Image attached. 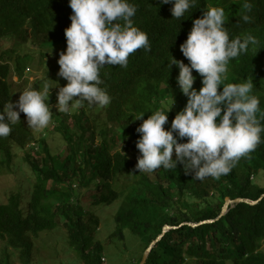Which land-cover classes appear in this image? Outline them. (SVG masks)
Masks as SVG:
<instances>
[{
  "label": "trees",
  "instance_id": "obj_1",
  "mask_svg": "<svg viewBox=\"0 0 264 264\" xmlns=\"http://www.w3.org/2000/svg\"><path fill=\"white\" fill-rule=\"evenodd\" d=\"M243 2L196 0L179 20L172 17V0H129L137 6L131 19L147 33L151 48L130 54L126 67L104 65L100 69V87L110 96V103L96 105V115L92 107L84 106L52 112L44 129L60 138V151L51 150L45 133L36 138L24 117L11 125L10 134L0 137V168L25 165L30 180L28 187L17 182L0 196V241L4 243L0 262L9 264L10 247L23 264H29L36 240L45 233L40 231L60 227L84 264H103V244L93 235L98 224L95 207L118 201L114 232L120 237L131 232L144 247L132 264L141 260L165 224L172 227L154 243L144 264H264V196L259 198L264 186L254 180L264 172V132L255 150L219 179H196L179 162L176 169L161 167L153 173L135 167L140 155L136 141L141 135L136 128L143 119L156 110L166 111L174 97L164 125L168 129L187 102L176 79L179 68L170 66V61L173 56L189 63L180 44L193 20L209 7L224 8L230 38L251 34L258 39V44L230 59L223 83L253 81L252 94L260 101L257 117L264 125V0H249L252 9L247 14L252 19L248 22L241 18ZM71 13L68 0H0V41L13 40L9 48L0 47V111L13 100L12 75L21 77L24 67L15 45L30 41L38 47L61 45L66 50L64 30L71 23ZM193 75L198 91L202 77L196 70ZM54 93L48 100H54ZM140 114L141 118H135ZM186 140L178 137L179 142ZM15 147L24 149V154L17 157ZM120 177L125 182L118 185ZM85 188L86 192L81 191ZM237 197L258 201H233L220 215L225 200ZM204 219L211 221L189 223Z\"/></svg>",
  "mask_w": 264,
  "mask_h": 264
},
{
  "label": "clouds",
  "instance_id": "obj_2",
  "mask_svg": "<svg viewBox=\"0 0 264 264\" xmlns=\"http://www.w3.org/2000/svg\"><path fill=\"white\" fill-rule=\"evenodd\" d=\"M68 3L72 13L71 23L64 30L67 46L57 61L58 75L67 83L59 88L55 107L58 112H67L85 102L106 106L111 98L100 87L103 83L100 69L104 65L126 67L130 54L138 49L149 51L148 35L134 25L131 18L137 6L129 0H68ZM195 4L196 0H172V17L180 20ZM241 7L242 20L250 21L252 17L247 13L252 4L244 0ZM225 21L223 7L207 8L193 20L186 40L180 44L189 63L172 56L170 66L175 64L179 68L176 79L187 102L172 119L170 128L164 125L174 97L166 111L151 112L136 128L141 134L136 141L140 155L135 167L139 172L161 167L176 169L179 162L196 179L207 176L219 179L262 142L264 125L257 117L260 101L252 94L253 81L223 83L230 59L258 44V39L251 34L230 38ZM193 70L202 77L198 91L193 87L196 79ZM48 99L49 89L45 86L43 90L25 89L17 101L5 103L0 111V137L10 134L11 125L20 121V112L26 115L28 127L45 128L52 116ZM178 137L187 140L179 142Z\"/></svg>",
  "mask_w": 264,
  "mask_h": 264
},
{
  "label": "rangeland",
  "instance_id": "obj_3",
  "mask_svg": "<svg viewBox=\"0 0 264 264\" xmlns=\"http://www.w3.org/2000/svg\"><path fill=\"white\" fill-rule=\"evenodd\" d=\"M12 42L13 40L3 39L0 41V47L9 48V46L12 45ZM15 47L16 50L20 52L19 61L24 67L21 77H18L16 74H13L11 77L14 88L13 102L18 100L20 92L25 89L43 90L45 86H48L50 96L52 91L58 92L59 88L67 83L65 78L58 75L60 66L57 61L60 52L63 50L61 45L53 46L49 44H41L38 47L36 44H31L30 41H28L26 44H17ZM49 73H52L53 76H50ZM46 79L48 80L45 84L43 82H37ZM53 96L55 97L54 100H48L51 106L50 110L52 112H58L55 107L58 97L55 93ZM82 106L87 108L92 107L93 114L96 115V105H89L85 102ZM14 107H16L15 104ZM73 109L74 108H70L69 110ZM20 117H24L25 122H27L26 115L23 112H20ZM32 129L36 138L43 133L46 134L44 136H46L47 145L52 151H60L62 149L60 138L54 133H51V130L46 131L44 128ZM95 140H97V137ZM28 148L29 147L25 149ZM14 152L17 154V157H19L24 154V149L15 147ZM29 174L30 171L25 165L14 170L5 166L0 168V196L9 190H12V188H15L17 182H23L25 187H28L30 180ZM254 180L260 186H264V172H259L254 177ZM124 182V179L120 177L118 185ZM81 191L86 192L87 188H85V190L82 189ZM117 206L118 201H114L107 207H95L98 224L93 235L95 239L103 244V264H132L138 259L139 253H142L144 247L142 248L141 240L133 233L127 232L123 234V237H120V234L114 232L116 226L113 217ZM46 231L47 230L40 231L45 233L36 240L32 261L29 264H84L69 246L67 233L64 229L58 227L49 232ZM46 233L48 234L46 235ZM3 244V241H0V249L4 246ZM7 250L11 253L9 255V264H23L18 257L17 251H14L10 247H7ZM261 250L264 252V240L261 243ZM0 258H2L1 255ZM0 264L4 263L0 262Z\"/></svg>",
  "mask_w": 264,
  "mask_h": 264
},
{
  "label": "water",
  "instance_id": "obj_4",
  "mask_svg": "<svg viewBox=\"0 0 264 264\" xmlns=\"http://www.w3.org/2000/svg\"><path fill=\"white\" fill-rule=\"evenodd\" d=\"M262 196H264V193L261 194V196L259 198H261ZM233 201H245V202H248V203H255L257 202L258 200H253V199H250V198H242V197H237L235 199H226L224 204H223V207H222V210L220 212V215L224 214L226 211H227V208H228V205L233 202ZM219 215V216H220ZM206 221H211L210 219H204V220H201L199 222H193L191 223V225H195V224H199V223H202V222H206ZM190 223V222H189ZM172 226L169 225V224H165L164 227H163V230L162 232L157 236V239H155L154 241H152L148 247L145 249L143 255H142V258L141 260L137 263V264H144V262L146 261V258H147V255H148V252L150 251V249L152 248V246L154 245V243L163 235V233L168 229V228H171ZM167 228V229H165Z\"/></svg>",
  "mask_w": 264,
  "mask_h": 264
}]
</instances>
